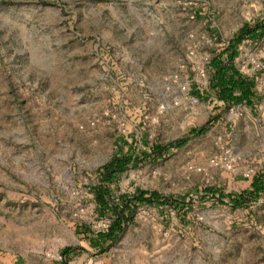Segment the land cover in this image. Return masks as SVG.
<instances>
[{
  "label": "rangeland",
  "instance_id": "rangeland-1",
  "mask_svg": "<svg viewBox=\"0 0 264 264\" xmlns=\"http://www.w3.org/2000/svg\"><path fill=\"white\" fill-rule=\"evenodd\" d=\"M263 19L264 0H0V264H57L66 246L83 249L68 264H264V197L231 210L205 196L246 190L243 174L264 170V34L233 60L258 101L209 104L210 59ZM123 154L136 164L114 194L151 190L185 207L137 208L97 254L74 230L106 228L89 188Z\"/></svg>",
  "mask_w": 264,
  "mask_h": 264
},
{
  "label": "trees",
  "instance_id": "trees-1",
  "mask_svg": "<svg viewBox=\"0 0 264 264\" xmlns=\"http://www.w3.org/2000/svg\"><path fill=\"white\" fill-rule=\"evenodd\" d=\"M264 34V19L257 21L252 26L242 25L233 32L230 40L209 61L211 71L209 90L213 100H210L211 111L224 110L231 106H244L251 109L258 101L254 91V82L251 78L243 76L233 66V60L237 56V46L242 40L257 41ZM224 56V57H223ZM195 97H200L197 91L190 89ZM217 117H211L209 122H215ZM208 122V125H209ZM205 126L191 128L189 135H201L206 131ZM185 140H177L167 146H154L150 154L143 153L142 157L156 160L167 154L172 149H179ZM136 163L131 156L123 154L110 158L106 163L95 170L96 184L89 188L94 203V211L98 218H106L107 226L104 230L93 232L87 226L78 224L74 233L80 241H86L90 248L97 254H103L107 248L116 242L119 235L133 221L137 208L154 204L171 202L179 208L185 207L184 198L164 196L156 191L135 189L131 193L114 194L112 188L117 183L119 176ZM205 196H211L219 204L226 203L231 210L246 208L264 197V170L256 172L249 180L246 190L239 193H226L205 188ZM226 201V202H225ZM83 249L78 246H66L58 251L57 264H68L74 257L81 254Z\"/></svg>",
  "mask_w": 264,
  "mask_h": 264
},
{
  "label": "built area",
  "instance_id": "built-area-1",
  "mask_svg": "<svg viewBox=\"0 0 264 264\" xmlns=\"http://www.w3.org/2000/svg\"><path fill=\"white\" fill-rule=\"evenodd\" d=\"M256 67L258 69H260L262 72H264V65H261V64H256ZM262 94L264 95V87L262 88ZM214 161L213 160H210V164H213ZM253 172L251 171H246L244 174H243V177L246 178L247 180H250L253 176Z\"/></svg>",
  "mask_w": 264,
  "mask_h": 264
}]
</instances>
